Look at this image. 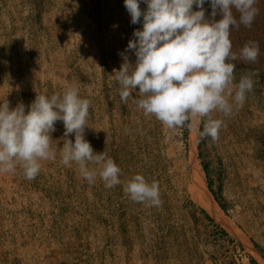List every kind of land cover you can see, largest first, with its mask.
I'll use <instances>...</instances> for the list:
<instances>
[{"label": "rangeland", "instance_id": "1", "mask_svg": "<svg viewBox=\"0 0 264 264\" xmlns=\"http://www.w3.org/2000/svg\"><path fill=\"white\" fill-rule=\"evenodd\" d=\"M255 6L251 27L230 34L234 52L259 45L255 62L234 61L235 81L248 75L253 89L231 115L212 114L223 121L213 140L200 136L203 117L168 128L121 100L114 70L141 27L123 0H0V100L27 108L37 93L78 87L91 102L85 138L114 159L122 180L106 188L65 166L57 121L55 156L34 179L19 167L0 173V264H264V0ZM203 7L209 16L210 2ZM137 173L157 183L159 205L124 191Z\"/></svg>", "mask_w": 264, "mask_h": 264}, {"label": "clouds", "instance_id": "2", "mask_svg": "<svg viewBox=\"0 0 264 264\" xmlns=\"http://www.w3.org/2000/svg\"><path fill=\"white\" fill-rule=\"evenodd\" d=\"M208 2L211 13L206 16V0H123L130 23L141 27L133 30L119 52L123 62L114 73L123 102L132 98L145 115L155 116L168 128L183 126L193 116L203 117L200 136L215 140L223 121L212 114L231 115L234 105L241 106L253 89L248 75L235 81L234 61L255 62L259 45L250 41L234 52L230 34L240 25L251 27L258 0ZM90 103L73 85L50 96L37 93L27 108L22 102L10 107L8 99L0 100V173L19 167L26 179H34L41 162L55 156L52 133L56 122L62 121L61 162L77 165L88 183L99 176L106 188L121 184V169L114 159L95 151L85 138ZM124 183L131 200L160 204L156 182L137 173Z\"/></svg>", "mask_w": 264, "mask_h": 264}, {"label": "bare ground", "instance_id": "3", "mask_svg": "<svg viewBox=\"0 0 264 264\" xmlns=\"http://www.w3.org/2000/svg\"><path fill=\"white\" fill-rule=\"evenodd\" d=\"M196 121V117L195 116H193V117H191V122H190V124L192 125V123H194ZM191 132V131H190ZM194 132V131H193ZM194 144V143H193ZM194 148V147H193ZM201 174V176H200V178H204V174H203V172H201L200 173ZM194 175V174H193ZM199 178V177H198ZM201 179V180H202ZM203 181V180H202ZM200 182V181H199ZM204 182V181H203ZM199 186L201 187V183L199 184ZM196 187V186H195ZM203 188V187H202ZM203 189H205V191L208 193L207 195H210L209 194V191L207 190V188H206V186H204V188ZM201 190V189H200ZM195 191V190H194ZM199 195V194H198ZM202 195V194H201ZM206 196V195H205ZM196 197V196H195ZM211 197V196H210ZM200 201L205 205V206H207L209 209H210V211H211V213L216 217V218H218V215H217V212H215V210L211 207V203H210V201L208 200V199H206L204 196H202V197H200ZM213 201V200H212ZM213 203L216 205V206H218L217 204H216V202L215 201H213ZM219 212V211H218ZM210 214V213H209ZM213 216V217H214ZM221 216V215H220ZM221 219V218H220ZM216 221H217V219H216Z\"/></svg>", "mask_w": 264, "mask_h": 264}, {"label": "trees", "instance_id": "4", "mask_svg": "<svg viewBox=\"0 0 264 264\" xmlns=\"http://www.w3.org/2000/svg\"><path fill=\"white\" fill-rule=\"evenodd\" d=\"M205 173H206V176H208L207 171H205ZM207 185H208V188H209L210 192L213 194V196H214L215 199L217 200V202H219V205L221 206V208H223V205L220 203V201H219L218 198L216 197L215 191H213V189H212V187H211V182L208 181V182H207ZM255 264H256V263H255Z\"/></svg>", "mask_w": 264, "mask_h": 264}]
</instances>
